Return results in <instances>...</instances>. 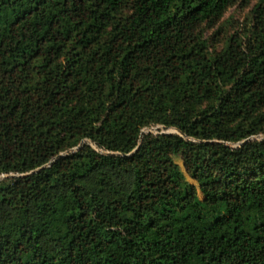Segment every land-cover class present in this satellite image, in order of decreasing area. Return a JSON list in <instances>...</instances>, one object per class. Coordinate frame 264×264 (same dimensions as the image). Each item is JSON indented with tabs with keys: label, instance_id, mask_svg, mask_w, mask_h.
Masks as SVG:
<instances>
[{
	"label": "trees",
	"instance_id": "obj_1",
	"mask_svg": "<svg viewBox=\"0 0 264 264\" xmlns=\"http://www.w3.org/2000/svg\"><path fill=\"white\" fill-rule=\"evenodd\" d=\"M238 1L0 0V264H264V0L206 38Z\"/></svg>",
	"mask_w": 264,
	"mask_h": 264
},
{
	"label": "rangeland",
	"instance_id": "obj_2",
	"mask_svg": "<svg viewBox=\"0 0 264 264\" xmlns=\"http://www.w3.org/2000/svg\"><path fill=\"white\" fill-rule=\"evenodd\" d=\"M258 0H251L250 3L246 6L241 4L238 1L235 5L230 7L222 17V19L218 22V24L207 31L206 38L209 39L210 50L218 52L224 46L226 41L236 33L242 34L244 33L245 26L248 25L251 18V10L253 6L257 3ZM156 128H160L159 130H155ZM153 128L154 130H147L145 133L157 134L162 132H172L170 129H165L162 126ZM164 128V129H163ZM168 130V131H166ZM180 163V162H178Z\"/></svg>",
	"mask_w": 264,
	"mask_h": 264
},
{
	"label": "water",
	"instance_id": "obj_3",
	"mask_svg": "<svg viewBox=\"0 0 264 264\" xmlns=\"http://www.w3.org/2000/svg\"><path fill=\"white\" fill-rule=\"evenodd\" d=\"M159 129H160V128H156L155 130L157 131V130H159ZM163 129H164V128H163ZM149 130H154V129H149ZM172 130L175 131V133H172V132H162V133H158V132H157V134H155V135H172V134H177V135H181L182 137L185 138V136H183L179 131H177V130H175V129H170V131H172ZM145 131H147V130L142 131L141 136H140V139H139L138 146H137V148H136L131 154L128 155L129 157L132 156V155H134V154L138 151V149L140 148V146H141V144H142V141H143V136L146 134ZM166 131H168V130H166ZM250 140H259V141H263V140H264V137L252 138V139H250ZM247 141H249V140H247ZM247 141H244V142H242V143H239L238 145H235L234 147H240V146H242V145H243L245 142H247ZM85 143H88V144H90L93 148H95V146H94L91 142H89V141H85V140H84V141H82L81 144H80L79 146H77L76 148H74V149H72V150H70V151H68V152H65V153H63V154L57 156V157L54 158L52 161H50L47 165H45V166H43V167L37 169L36 171H33V172L30 173V174H34V173H37V172H39V171H41V170H43V169L49 168V167H50L54 162H56L59 158L80 151V149L83 147V145H84ZM4 178H5V177H1V178H0V181H1L2 179H4Z\"/></svg>",
	"mask_w": 264,
	"mask_h": 264
}]
</instances>
